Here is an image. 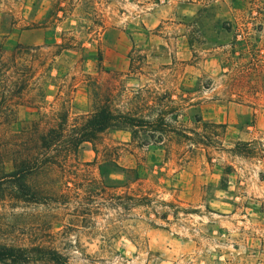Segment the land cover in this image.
Wrapping results in <instances>:
<instances>
[{
  "label": "rangeland",
  "instance_id": "obj_1",
  "mask_svg": "<svg viewBox=\"0 0 264 264\" xmlns=\"http://www.w3.org/2000/svg\"><path fill=\"white\" fill-rule=\"evenodd\" d=\"M0 44L15 59L0 66V245L59 264H264V0H0ZM101 106L163 130L108 128L34 168L41 134ZM27 168L35 200L1 177Z\"/></svg>",
  "mask_w": 264,
  "mask_h": 264
},
{
  "label": "trees",
  "instance_id": "obj_2",
  "mask_svg": "<svg viewBox=\"0 0 264 264\" xmlns=\"http://www.w3.org/2000/svg\"><path fill=\"white\" fill-rule=\"evenodd\" d=\"M3 46L0 44V54L3 52ZM4 62L15 63V59L10 58L3 61L0 58V66ZM163 118L156 116L152 120L145 119L142 116L130 114L128 112H120L112 110L109 106H101L89 115L85 116L81 121H75L68 126L66 116L59 118L55 127L48 129L39 137V151L34 156V168L43 165H51L61 162L68 158L73 153H76L80 146L84 143H90L96 139L99 133L108 128L130 127L134 132H144L149 136H155L154 132H162ZM33 169H23L20 171L3 172L2 176L6 180H11L13 185L26 198L35 200L38 198L37 193L30 190L25 184L23 176L28 174ZM0 178V187L2 184ZM114 194V204L120 206L122 201L129 206L136 204H149L150 197L148 195L136 194ZM161 204L168 206L172 213L177 211L173 203L163 200ZM30 260H45L56 264L64 262V257L55 249L43 246H7L0 245V261L22 262Z\"/></svg>",
  "mask_w": 264,
  "mask_h": 264
}]
</instances>
